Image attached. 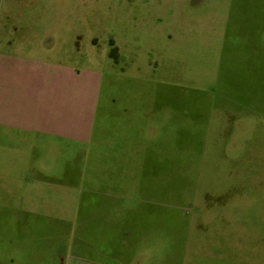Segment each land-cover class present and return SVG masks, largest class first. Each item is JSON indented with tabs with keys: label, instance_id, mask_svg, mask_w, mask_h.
Here are the masks:
<instances>
[{
	"label": "crops",
	"instance_id": "1",
	"mask_svg": "<svg viewBox=\"0 0 264 264\" xmlns=\"http://www.w3.org/2000/svg\"><path fill=\"white\" fill-rule=\"evenodd\" d=\"M137 2L134 20L144 14L166 47L155 53L162 87L114 86L102 103V73L88 57L76 64L66 7L0 0V264L263 263L229 226L264 189V0ZM195 43L217 45L208 101L185 96L186 77L205 75L185 66ZM113 47L127 73L136 54ZM194 153L224 176L207 197L236 194L233 214L207 218L213 231L186 212L194 195L168 209L170 178Z\"/></svg>",
	"mask_w": 264,
	"mask_h": 264
},
{
	"label": "rangeland",
	"instance_id": "2",
	"mask_svg": "<svg viewBox=\"0 0 264 264\" xmlns=\"http://www.w3.org/2000/svg\"><path fill=\"white\" fill-rule=\"evenodd\" d=\"M56 1L58 5L66 7L67 21L72 24L71 34L74 57L77 56L76 64L84 66L82 58L88 57V66L98 69L102 73L100 94L102 103L113 96L114 86L125 89L132 85L153 88L162 87L159 77L160 70L155 65V63L159 64V59L156 58L155 53H157L156 51L159 53L164 51L166 47L161 41L160 32L153 31L151 33L149 29H146V16L144 14L141 17L138 16L136 21L134 20V9L138 5L137 0ZM198 33L202 38L211 37L214 39V36H210L205 31L201 30ZM113 43L122 45L126 54H136L137 61L127 73L119 72V68H123L127 62L120 61L118 65L114 66L108 58L114 54ZM202 47L201 44L195 43L194 45H184L182 49L185 66L189 70L187 72L205 73V75L201 76L191 74L192 79L186 77L185 96L187 100L193 98L198 100L201 98L208 101L214 97L216 90L213 76L217 72L214 70L215 58L217 60L218 57V52H216L217 45L212 44L206 48ZM77 50H79V54L76 53ZM148 65L151 66L148 67ZM146 66L147 69H145ZM152 66L154 69L151 68ZM198 66H202L201 69L203 70H199ZM193 81H195L196 85H194L196 87H193ZM201 86L204 89L199 92ZM210 157V153H206L203 159L199 158L196 153L191 155L192 159L190 158V160L194 162L193 166L189 169L186 165L181 166L180 168L182 169L179 173H174L170 178L168 186L167 204L169 210L175 205L181 204V202L184 205L188 204L187 201L190 200L188 196L193 197L194 195L197 205L186 209V212L196 217L195 222L202 232L204 230L213 231V223L215 222L210 221L209 227L206 223L210 214H233L234 210H237V207L232 205L236 194L229 200V203L225 204H220L219 200L207 197L214 192H218L219 186H222L221 183L224 184V176L217 179L216 175H213V163ZM220 165L224 167L223 159ZM186 184L191 190L184 191L185 197L183 198L180 195L181 190L179 187L180 185L186 187ZM261 193L258 203H253L246 207V222H230L229 227L234 230L238 229L241 224L243 230L248 233L245 244L249 248L257 247L258 250H263L264 252V189H262ZM233 240V237L228 239L231 246H233ZM259 264H264V259L263 263L259 262Z\"/></svg>",
	"mask_w": 264,
	"mask_h": 264
}]
</instances>
